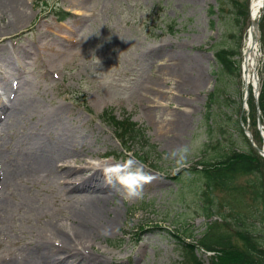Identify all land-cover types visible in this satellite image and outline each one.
<instances>
[{
    "label": "rangeland",
    "instance_id": "1",
    "mask_svg": "<svg viewBox=\"0 0 264 264\" xmlns=\"http://www.w3.org/2000/svg\"><path fill=\"white\" fill-rule=\"evenodd\" d=\"M20 1L22 21L0 33V96H17L26 107L18 116L1 115L0 150L14 156L29 136L46 132V139H51L61 131L60 124L78 144L58 166L69 164L73 174L81 175L106 170L101 175H108L114 186L107 202L114 224L106 232L81 235L80 203L76 195H64L62 177L16 182L10 188L13 194L6 196L10 208L0 214V263H18L27 252L40 248L47 233L49 251L56 253L64 244L78 255L74 264H183L172 230L186 225L200 237L215 219L224 221L222 217L230 232L246 229L264 244V167L263 198L250 190L239 194L242 202H237L236 191L229 200L228 192L213 189L211 205L205 201L203 172L192 171L200 168L197 161H213L222 150L247 151L252 146L230 127L241 126L240 120L251 112L243 101L241 78L249 11L238 14L232 0H223L222 10L219 0ZM237 2L244 11L246 1ZM2 14L0 26L8 22ZM258 43L260 71L262 33ZM220 48L238 51L232 73L215 58ZM93 53L101 60L99 68ZM178 56L187 60L190 72L183 74H190L191 83L177 79L176 86L158 80L167 79L161 71L174 66ZM210 92L218 99L211 102L207 114ZM108 106L118 117L123 109L129 112L155 149L136 143L126 152L112 128L98 117ZM168 118L182 126L163 130ZM248 125L257 130L250 119ZM109 152L116 157H106ZM136 152L147 153L148 161L160 169L138 161ZM136 171L152 179L143 185L140 197L126 198L119 179ZM179 171V177L172 179ZM248 179L252 182L254 176L238 177L236 185L245 186ZM217 200L229 206L218 209ZM209 211L211 217L205 216ZM232 241L241 245L239 238ZM83 251L88 252L82 253L84 257L79 254ZM204 255L197 251L202 264H210Z\"/></svg>",
    "mask_w": 264,
    "mask_h": 264
},
{
    "label": "bare ground",
    "instance_id": "2",
    "mask_svg": "<svg viewBox=\"0 0 264 264\" xmlns=\"http://www.w3.org/2000/svg\"><path fill=\"white\" fill-rule=\"evenodd\" d=\"M261 1L251 0L250 3V17L255 20L259 17L258 14L261 11ZM20 7V0H0V13H3L2 16L8 19L6 24L0 26V33L6 32L9 28L16 26L22 21L24 12ZM258 46L256 36L251 29L250 34L249 32L246 34L241 58V78L245 89L244 92H253L258 85L257 75L260 59ZM175 63L174 66L168 67L167 71H161L163 76L168 74L167 79L161 77L158 80L165 84L166 81L168 83L172 82L176 86L179 85L176 82L177 79H182V84L191 83L190 74L187 73L188 76L183 74V70L190 72L187 60L178 56ZM158 94L156 98L160 99V91H158ZM4 98L1 99L0 96V121L2 114L6 118L13 115L18 116L26 107L24 102L17 96L7 95ZM146 100L151 102L149 96L146 97ZM164 126L168 130L173 131L181 127L182 123L168 118L167 124L162 126L163 130ZM57 129L61 131H58L51 139H46L48 136L45 137L46 132L45 134L37 132L29 136L28 140L23 146L19 147L14 156L10 153L3 154L0 150V214L5 213L10 208V203L6 196L7 194H13L10 188L14 183H30L40 177H62L64 195H76L80 203L78 233L93 236L92 234L96 232H106L114 224L113 217L108 216L110 210L107 207V202L114 195L112 193L114 186L106 178H102L100 173H102L103 169H96L88 174L73 175L69 164L58 166L57 163L69 156L70 150L75 144H78V141H73L70 134L62 131L60 124ZM59 168L61 169L60 172H58ZM51 230L54 231V228ZM52 231L51 233H53ZM47 236L48 234L45 233L43 240L39 242V249L27 252L18 260V263L6 261L0 264H74V259L78 255L67 251L63 246L64 244H59V250L56 253H51L46 245ZM84 243L86 244L87 241H84ZM86 252L83 251L79 254L84 257L85 255L83 254Z\"/></svg>",
    "mask_w": 264,
    "mask_h": 264
},
{
    "label": "trees",
    "instance_id": "3",
    "mask_svg": "<svg viewBox=\"0 0 264 264\" xmlns=\"http://www.w3.org/2000/svg\"><path fill=\"white\" fill-rule=\"evenodd\" d=\"M237 7V13L244 15L247 12V5L244 11L241 10L240 2L232 0ZM222 5L223 0H219ZM212 12V9H210ZM264 21V15L261 19ZM262 21L260 22V30L262 33L263 45H264V26ZM238 53L233 48H220L215 51V57L220 63L222 68L227 73H232L234 69V56ZM215 93L208 94L206 108L209 109L211 102L214 101ZM218 97L215 98V102ZM253 101H251V121L252 125H255V111L253 110ZM258 105L261 111V119L264 125V60L261 68V88L258 98ZM208 112V110H207ZM206 112V113H207ZM208 114V113H207ZM111 120H114L113 116H110ZM114 130L116 136L119 138L122 145L129 149V146L133 143L135 138H143L141 136V129L131 121H115ZM255 127V126H254ZM240 132H242L240 130ZM255 141H259V135L257 130L253 131ZM142 161H146L147 156L140 157ZM202 164L209 166L203 170L194 168L195 172L202 171L206 180V191L204 192L205 201L208 204L213 203L211 193L213 189L218 191L228 192L231 194L233 190H239L240 194L243 193L244 188L235 185L236 178L238 176H255V179L248 184L251 192L255 197L261 195V187L263 181L260 177L262 167H264V158H262L255 149H251L247 152H238L234 149L229 151H221L215 154V161L213 162H201ZM154 166V165H152ZM226 205V204H225ZM210 208V207H208ZM206 207V210L208 209ZM211 211L206 213L209 216ZM240 219L243 218L239 213L235 214ZM234 215V216H235ZM243 223L244 221H237ZM229 224H223L218 221L208 225L206 232L200 239H194L195 243L186 242L183 239L178 240L181 256L191 264H201L199 257L197 256V250L203 248L206 252H214L215 255L210 257V264H264V248L263 242L259 238L251 234L246 229H234L229 231ZM192 236L191 233H184V237ZM239 238L240 244L238 245L232 241V238ZM179 238V236H178Z\"/></svg>",
    "mask_w": 264,
    "mask_h": 264
},
{
    "label": "clouds",
    "instance_id": "4",
    "mask_svg": "<svg viewBox=\"0 0 264 264\" xmlns=\"http://www.w3.org/2000/svg\"><path fill=\"white\" fill-rule=\"evenodd\" d=\"M95 65L101 67V60L94 53L92 55ZM151 176L146 173L136 171L119 179L120 184L125 189L126 198H137L142 195L143 185L150 182Z\"/></svg>",
    "mask_w": 264,
    "mask_h": 264
},
{
    "label": "water",
    "instance_id": "5",
    "mask_svg": "<svg viewBox=\"0 0 264 264\" xmlns=\"http://www.w3.org/2000/svg\"><path fill=\"white\" fill-rule=\"evenodd\" d=\"M263 3H264V0H263ZM252 26L255 30V33H256V40L257 38L259 37V32H258V27H257V22L255 21H252ZM259 125H261L260 121H259ZM249 139H251V137L249 136ZM263 155H264V151H262Z\"/></svg>",
    "mask_w": 264,
    "mask_h": 264
}]
</instances>
